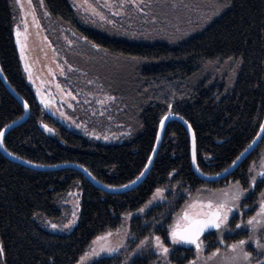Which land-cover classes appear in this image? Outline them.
Here are the masks:
<instances>
[{
  "label": "trees",
  "instance_id": "1",
  "mask_svg": "<svg viewBox=\"0 0 264 264\" xmlns=\"http://www.w3.org/2000/svg\"><path fill=\"white\" fill-rule=\"evenodd\" d=\"M13 1L0 0V66L11 87L28 104L30 116L5 136L4 146L10 153L37 165L77 164L99 182L121 187L145 169L160 121L168 113L191 125L199 169L209 176L232 165L259 132L264 118V0H216L228 4L229 9L203 32L175 45L111 38L82 24L68 0H43L53 21L110 57L137 63L117 75L110 116L121 130L134 127L139 134L127 143L115 145L89 140L45 113L21 66L13 36ZM238 59L243 63L232 90L226 92L218 82L192 85L193 78L206 65L237 64ZM23 115V108L0 79V132ZM42 123L56 131L57 139L44 132ZM263 147L264 139L230 177L205 183L192 169L189 134L174 121L165 129L144 183L118 195L95 188L78 171H34L8 161L0 153V240L6 249L0 264H77L98 236L119 231L127 212L137 213L128 235L133 250L145 237L152 239L155 235H160L171 250L167 263L160 262L152 252L133 258L129 264H188L196 258V251L173 247L168 238L170 226L197 192L221 190L230 184L250 192L243 203L251 207L245 218L251 217L264 191V181L252 186V171ZM75 187L82 191L77 226L67 234L49 231L44 221L62 218L61 202ZM156 194L158 200L141 214L139 208ZM248 236L246 230L237 231L224 241L229 246ZM216 244L215 238H208L205 253L216 250ZM114 259L122 264L124 257L104 256L92 264H113Z\"/></svg>",
  "mask_w": 264,
  "mask_h": 264
},
{
  "label": "rangeland",
  "instance_id": "2",
  "mask_svg": "<svg viewBox=\"0 0 264 264\" xmlns=\"http://www.w3.org/2000/svg\"><path fill=\"white\" fill-rule=\"evenodd\" d=\"M76 12L79 21L111 38L126 40L139 44L163 43L175 45L203 32L228 9L225 3L216 0H68ZM14 16L13 36L21 66L27 83L31 86L39 104L46 114L52 116L68 130L89 140L103 145L127 143L139 133L135 128L121 130V126L111 120L113 113V93L117 87V75L123 69H131L134 61L123 62L110 57L100 49L90 45L74 31L53 21L43 0H14L12 6ZM99 13L104 16L100 19ZM19 31V43L16 32ZM240 69V64L226 62L222 65H206L202 73L193 78L192 85L198 86L207 82H218L225 86L226 92L233 89ZM41 128L52 138L57 139L54 129L42 123ZM134 128V129H133ZM107 137V139H105ZM259 161L252 171V181L258 182L264 173V147L261 149ZM254 164V165H255ZM238 184H230L221 190H202L197 192L185 207L193 212H204L209 204L215 205L223 199L222 193L231 194L240 189ZM238 202V206L246 199L249 191ZM159 195H155L144 208L146 213ZM82 191L75 187L62 200L63 216L59 220L46 219L44 226L51 232L67 234L78 224L81 211ZM264 201V191L259 197V204ZM185 209V210H186ZM141 213V214H143ZM132 219L137 213H131ZM179 216H182L181 213ZM257 231L253 234L251 226L249 236L264 243V216L256 215ZM131 219V220H132ZM124 220V216H123ZM123 224L111 237L106 236L113 246L123 241L128 244L130 222ZM249 219L247 218V221ZM52 224L57 227L53 229ZM65 225L70 227L65 228ZM244 251L250 252L248 261H237L236 264H261V250L256 247L255 240H249ZM216 238V250L206 254V243L196 258L188 264H234L238 255L232 245L226 246L224 238ZM170 242V235L168 236ZM151 251L159 256L160 262L167 263L168 254L155 246L154 238ZM104 240H96L84 257L77 264H92L101 257L92 256V249L98 248ZM172 244V242H171ZM236 244V243H234ZM176 246L190 247L179 244ZM205 247V248H204ZM134 255L132 257H139ZM145 256V255H144ZM140 256V257H144ZM261 262V263H260Z\"/></svg>",
  "mask_w": 264,
  "mask_h": 264
},
{
  "label": "snow or ice",
  "instance_id": "3",
  "mask_svg": "<svg viewBox=\"0 0 264 264\" xmlns=\"http://www.w3.org/2000/svg\"><path fill=\"white\" fill-rule=\"evenodd\" d=\"M228 5L226 4L225 7ZM96 15H100L99 13H95ZM100 19H104V16L100 15ZM17 35V42L19 43V31L16 32ZM240 63H243L242 59L237 60V65ZM25 108L28 107L27 103L24 105ZM168 118L165 117L163 120L160 121V127L163 129L165 120ZM181 119H183L181 117ZM187 123V121H185ZM189 130H191V125H188ZM3 136L4 133L0 132V145L3 144ZM107 139V137H105ZM157 141H159V137H157ZM193 151H192V160L195 163L196 161V144H195V133L193 132ZM5 151L7 152V149L5 148ZM8 155H12V153H8ZM19 158V157H16ZM149 163H151V160H149ZM87 171V169H85ZM260 175L264 176V173H261ZM140 177L145 176V172L142 171L139 174ZM139 179V178H138ZM133 183H136L135 181ZM123 189H128L130 185L124 184ZM156 192L159 194L160 189L157 188ZM244 190L242 188L237 189L234 193L231 194H224L222 193L223 199L221 202L216 204L215 208L212 207V204L208 205V208L210 211L207 213V216L205 219L201 220L200 223H198L191 231H180L179 229H173L170 231L169 235L171 238V242L174 245L179 244H185V245H193L195 246V249L197 253L201 250V236L204 235V229L205 228H215L217 231H220L223 229L222 224L229 223V216L233 213L234 209L238 207V202L241 200V197L244 195ZM219 209H226V211H219ZM145 211L144 207L139 208V212L143 213ZM185 217L188 216L187 211L184 212ZM259 216H264V201H262L259 204V212L257 213ZM132 219L131 212H127L124 215L123 224H127L129 220ZM247 226H251L253 234L257 231V223H256V217L253 216L252 219H249L247 221ZM51 227L55 229L57 226L55 224H52ZM70 227V225H65V228ZM241 227L240 223L235 224L234 229H228L229 231H234L235 229H239ZM125 236L129 235V232L127 228L124 229ZM112 233L111 231L107 232V237H111ZM133 241H135L136 237L135 234H131ZM98 240H104L105 243H102L98 248L92 249V256L94 257H101L102 254H106L109 257L118 258L120 255H123L124 260L122 264H129V261H132V257L134 255H140L144 256L147 255L148 252L151 251V242L147 237H145L144 240H141L139 244L135 246V249L133 250L132 244H124L123 241H121L119 244L113 246L112 244L108 243L105 236H98ZM249 240H255L254 235L249 236ZM155 246L162 250L164 254L169 253V247L164 244L162 241V238L160 235L154 236ZM256 247L261 250V254H264V244L260 243L259 240H255ZM245 242L243 239H240L238 243L232 245V249L238 253V255L234 258V264H236L237 261L243 260L248 261L251 253L244 251ZM6 256V249L5 246L0 240V257ZM51 264V262H50ZM113 264H121V262L118 259H114ZM132 264H135L133 261ZM194 264V262H193Z\"/></svg>",
  "mask_w": 264,
  "mask_h": 264
},
{
  "label": "water",
  "instance_id": "4",
  "mask_svg": "<svg viewBox=\"0 0 264 264\" xmlns=\"http://www.w3.org/2000/svg\"><path fill=\"white\" fill-rule=\"evenodd\" d=\"M0 79L4 85V87L6 88V90L9 92V94L21 105V107L23 108L24 111V115L12 122L11 124L7 125L2 132L4 133L3 136V144L0 145V153L1 155L7 159L8 161L15 163L17 165L23 166L25 168L34 170V171H40V172H48V171H56V170H64V169H70V170H75L78 171L79 173H81L83 175V177L95 188L108 193V194H124V193H128L130 191L135 190L136 188H138L139 186L142 185V183H144V181L146 180V178L148 177L149 173L152 170V167L154 165V162L156 160V157L158 155V152L160 150L161 144L163 142L164 139V133H165V129L167 127V125L171 122H179L181 123L187 130L189 137H190V142H191V164H192V169L193 172L195 173V175L202 180L205 183H217L220 181H223L224 179L230 177L240 166L241 164L248 159L252 153H254L258 147L260 146L261 142L264 139V118H263V122L261 124V127L259 129V132L257 133L256 137L254 138V140L251 142V144L241 153V155L234 161V163L232 165H230L226 170H224L223 172L217 174V175H213V176H209V175H205L203 172H201V170L199 169L198 163H197V158L195 163L192 160V151H193V144H192V140H193V129L191 127V130H189L188 125L189 123H185L186 120L181 119L180 116L172 114V113H168L165 117H167L168 119L165 120L164 123V127L163 129H161L160 124H159V128H158V133H157V137H159V141H157L156 138V143L153 149V152L149 158V160H151V163H149V160L146 164L145 169L143 170L145 172V176L144 177H138L136 178L134 181L136 183H133L134 181H132L131 183H129L128 185H130V187L128 189H123V187H110L107 186L101 182H99L97 179H95L93 177V175L87 170L85 171V168L77 165V164H70V163H66V164H60V165H55V166H44V165H37L34 163H31L29 161H26L22 158H16L18 156L12 154V155H8V153H10L9 151H5V146H4V139L5 136L12 131L13 129L21 126L22 124H24L27 119L30 116V108L29 106L27 108L24 107L25 105V100L11 87V85L9 84V82L7 81L6 77L4 76L1 66H0ZM28 105V104H27ZM163 117V119L165 118ZM162 119V120H163ZM195 144H196V139H195ZM197 154V152H196Z\"/></svg>",
  "mask_w": 264,
  "mask_h": 264
},
{
  "label": "flooded vegetation",
  "instance_id": "5",
  "mask_svg": "<svg viewBox=\"0 0 264 264\" xmlns=\"http://www.w3.org/2000/svg\"><path fill=\"white\" fill-rule=\"evenodd\" d=\"M260 177L262 178L261 180H259L258 182L260 181H264V176L260 175ZM258 182H253L252 183V186L254 187V185H256ZM249 196V194L247 195V197ZM246 197V198H247ZM245 199H243L244 201ZM240 203V205L234 209L233 213L230 214V219H229V223H228V226L227 228H223L222 230L220 231H217V230H209L208 232H206L202 238H201V249L203 248V245L206 243L207 239L208 238H218L219 235H221L223 233L224 236H230V235H233L235 234L237 231H243V230H246V231H250L249 229H247L245 227L246 225V222H247V219L245 218L248 213H250L251 211V207H248V206H244V203ZM186 208H184L182 211H181V215L185 212V211H188L187 209L185 210ZM255 209L256 211L253 213V215L251 217H249L248 219H252L253 216H256L257 213L259 212V202H257V204L255 205ZM207 209H205L204 211H207ZM238 218V220L236 221V219ZM236 223H240L241 224V227L239 229H235L234 231H229L228 229H234L235 228V224ZM264 244V243H262ZM185 247V246H184ZM187 248V247H186ZM188 248H194L195 249V246L193 245H190V247ZM205 248V247H204ZM196 251V249H195ZM197 252V251H196ZM259 257H261L263 260L261 264H264V256L263 255H260Z\"/></svg>",
  "mask_w": 264,
  "mask_h": 264
},
{
  "label": "clouds",
  "instance_id": "6",
  "mask_svg": "<svg viewBox=\"0 0 264 264\" xmlns=\"http://www.w3.org/2000/svg\"><path fill=\"white\" fill-rule=\"evenodd\" d=\"M218 204V203H217ZM215 205H212L213 208H215ZM210 211L208 208L207 211L204 212H193L191 208L187 211L188 216L185 217L184 213L182 216H178L175 220V222L170 226V231L173 229H179L180 231H191L198 223H200L201 220L205 219L207 216V213ZM219 211L223 212L226 211V209H219ZM230 219V216H229ZM228 223L222 224L223 228H227ZM209 230H216L215 228H205L204 234L208 232ZM202 238V236H201ZM244 240V239H243ZM245 244L248 242L244 240Z\"/></svg>",
  "mask_w": 264,
  "mask_h": 264
}]
</instances>
